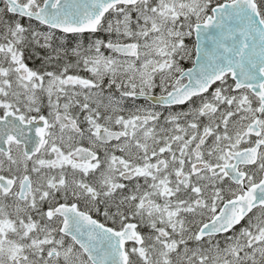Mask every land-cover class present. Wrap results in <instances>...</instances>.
<instances>
[{
	"label": "snow or ice",
	"instance_id": "obj_1",
	"mask_svg": "<svg viewBox=\"0 0 264 264\" xmlns=\"http://www.w3.org/2000/svg\"><path fill=\"white\" fill-rule=\"evenodd\" d=\"M3 3L0 264H264V0Z\"/></svg>",
	"mask_w": 264,
	"mask_h": 264
},
{
	"label": "flooded vegetation",
	"instance_id": "obj_2",
	"mask_svg": "<svg viewBox=\"0 0 264 264\" xmlns=\"http://www.w3.org/2000/svg\"><path fill=\"white\" fill-rule=\"evenodd\" d=\"M0 4H3V6H4L3 0H0ZM9 15H11V14H9ZM32 25H33V27H38L39 30H47V28L45 26L39 25L38 22H36L34 20L32 21ZM57 33H59V32H57ZM59 34H61V33H59ZM61 36H62V34L59 37H61ZM68 38L70 39V38H73V37L71 35H69ZM84 38H89V37L86 34ZM193 38H194V36H193ZM192 47H193V41H192ZM32 51H33V49H27L25 51L26 63H28L29 67L37 68L41 64V61H40V59L38 60V58H36L35 56H32L31 59L28 58L31 55ZM34 51L39 53L40 56L42 57V55H43L42 49H40L38 47H35ZM194 58H195V55H194V52H193L192 53V65H193V62H194ZM192 65L190 67H192ZM190 67H188L186 69H189ZM51 68H52V66L49 67L48 70H50ZM74 71H75V69H74ZM228 83L229 84L232 83L231 79L228 80ZM217 86H219V82L216 85H214L213 88H215ZM211 90L212 89H210V91ZM151 95L153 97H159L160 95H162V90L159 91L158 88H153L151 90ZM42 97H43V99H46V95H42ZM134 99L136 101H138V102H143L147 106V110H151V111H155V112H160L161 113L160 120H159V122L157 124V128H159V127L170 128L171 127L170 124H166L165 123V119H164L169 114V111H172V112L188 111L189 107H195L197 105V103H198V101H196L195 98H194V101H193V103L191 105L186 103L185 105H182V106H172L171 109H169L167 106H164V105L158 103L157 100H155V99H146L145 97H136ZM62 102H63V100H62ZM129 103L130 102L123 104V108L125 109L126 112L129 110V107H130ZM143 110H145V109H143ZM48 111H49V109L47 107V104L42 105V113L47 115ZM126 112H123L121 114L127 115ZM75 113H76V110H73V114H75ZM188 119H191V116H189ZM202 119H204V118H202ZM210 142L211 141H209V143ZM117 154H119V153H117ZM93 215H94L95 218H98L101 221H103V219H104L102 214L93 213ZM110 223L111 222L109 221V224ZM238 228H239V226H238ZM238 228H237V230H238ZM139 230L141 231L142 234H148L150 232V229L145 227V226H141L139 228ZM218 239H222V235L218 236ZM189 245L192 246V247H195V244H192L191 242H190ZM129 246H131V244ZM135 259L136 258L133 257V260H135Z\"/></svg>",
	"mask_w": 264,
	"mask_h": 264
},
{
	"label": "rangeland",
	"instance_id": "obj_3",
	"mask_svg": "<svg viewBox=\"0 0 264 264\" xmlns=\"http://www.w3.org/2000/svg\"><path fill=\"white\" fill-rule=\"evenodd\" d=\"M3 7H4L3 4H0V8H3ZM40 31H47V30H40ZM60 35L61 34L56 33L57 40L60 39V37H59ZM97 36L99 38H102V39H105V40L108 39V34L107 33H104V32L98 33ZM92 38H96V37H92ZM113 38H115V37H113ZM84 40H85V43H87L88 40H89V38H84ZM73 41H74L73 38H70V39L68 38V40H67V42L69 44H72ZM192 41H193V44H194V38L193 37H187V38H185V43L189 46V49L190 50L192 49ZM41 42H43V41L41 40ZM36 47L40 48L39 46H36ZM40 49H42V52H43V55L42 56H44V55L47 54L48 50H45L43 48H40ZM102 51H103V49H102ZM105 54H108V53L106 52ZM117 58H121V57L117 56ZM68 59L70 61H72V62H74V60H75V58L74 57H71V56H69ZM176 59L178 60L179 65L182 68H184V69H186V68H188V67H190L192 65V57L190 59H181L179 56H177ZM51 66H52V68L50 70H53V65H49V67H51ZM70 71H71L72 74H79V75H82V76H85V77L90 76V74L87 73L86 71H84L82 67L80 69H75V71H74V69H72ZM106 82H107V78H106L105 84H106ZM158 85H159V79L157 78V87H155V88H158L159 91H161L162 89ZM106 94H107V91H106ZM116 95L118 96L119 94L116 93ZM41 102H42V105L47 104V97H46V99H43V97L41 96ZM128 102H130L129 103V106H130L129 107V110L127 112L124 111L127 114H128L129 111H135L136 108H141L142 110L143 109L147 110V106L143 102H138L135 99L130 98V99L125 100L123 104L128 103ZM191 243L192 244H195L194 242H191ZM190 247H192V246H190Z\"/></svg>",
	"mask_w": 264,
	"mask_h": 264
},
{
	"label": "water",
	"instance_id": "obj_4",
	"mask_svg": "<svg viewBox=\"0 0 264 264\" xmlns=\"http://www.w3.org/2000/svg\"><path fill=\"white\" fill-rule=\"evenodd\" d=\"M194 39H195V37H194ZM194 60H195V58H194ZM192 67H193V65H192ZM192 67H190V68H192ZM187 70V69H186Z\"/></svg>",
	"mask_w": 264,
	"mask_h": 264
}]
</instances>
